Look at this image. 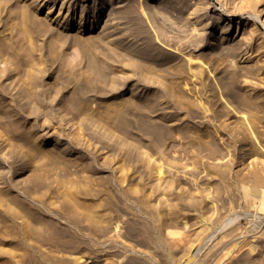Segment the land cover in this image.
<instances>
[{"label": "rangeland", "instance_id": "374dc122", "mask_svg": "<svg viewBox=\"0 0 264 264\" xmlns=\"http://www.w3.org/2000/svg\"><path fill=\"white\" fill-rule=\"evenodd\" d=\"M37 2L0 0V264H264L263 6ZM227 22L221 44L253 52L220 65L204 39ZM147 57L188 86L143 76Z\"/></svg>", "mask_w": 264, "mask_h": 264}, {"label": "bare ground", "instance_id": "6f19581e", "mask_svg": "<svg viewBox=\"0 0 264 264\" xmlns=\"http://www.w3.org/2000/svg\"><path fill=\"white\" fill-rule=\"evenodd\" d=\"M36 2L38 1V0H35ZM42 0H39L37 3H36V5H39L40 4V2H41ZM139 1H142L141 3H142V5L143 4H146V5H149V9H154L155 7L156 8H158V9H160L161 11L159 12V10L157 11V13L156 14H158V12L159 13H161L162 12V7L161 6H159V4H160V2H161V0H146V1H144V0H139ZM144 1V2H143ZM216 1H218V0H216ZM222 2L224 1V0H221ZM227 1V0H226ZM55 2V0H51V2H49V3H47V4H49V6H48V11L52 8V6L50 5V4H52V3H54ZM106 2H107V4L106 5H111L112 4V0H106ZM116 2V1H115ZM124 2V1H123ZM155 2H159L158 4L156 3L155 5H151V3H155ZM232 2V1H231ZM104 3L105 2H102V6H100V8H98V9H96V10H94L93 11V14H92V20L98 15V14H103V12H104V9H105V6H104ZM234 3V2H233ZM198 4V3H197ZM205 4H207V3H205ZM262 5L263 6V8H264V0H243V2H241V3H239V5L237 6L238 7V9H244V8H249V9H255L256 8V6H258V5ZM74 6V5H73ZM165 6V5H164ZM190 6V5H189ZM21 7V6H20ZM61 7V6H60ZM68 7H70V5L68 6ZM185 7L187 8V5H185ZM184 7V8H185ZM127 8V7H126ZM25 9H27V8H25ZM61 9V8H60ZM60 9H59V11H60ZM195 9H197V11H201V10H203V8H202V6H201V4L199 3V5L197 6L196 5V8ZM194 9V10H195ZM22 10V9H21ZM24 10V9H23ZM133 10V9H132ZM84 9H82V12H80V19L84 16ZM111 11V10H110ZM127 11V10H126ZM128 11H129V9H128ZM149 11H151V10H149ZM254 11V10H253ZM23 12H25V11H23ZM118 12V11H117ZM131 12V11H130ZM121 13V12H120ZM105 14H106V12H105ZM116 14V13H115ZM114 14V15H115ZM24 15V14H23ZM110 15H112V14H110ZM109 15V16H110ZM162 15V14H161ZM164 15V14H163ZM228 16V15H227ZM122 18V17H121ZM141 18V17H140ZM138 19V21H139V41H140V39L141 38H146L147 39V37H149L150 36V34H149V28L147 29L146 27H145V25L143 24V22H142V20L141 19ZM143 19V18H142ZM218 19V18H217ZM214 20V24H217V21L218 20ZM228 19V18H227ZM236 20H238L237 22H236V28H235V30L236 31H238L237 32V35L235 36V38H234V40L237 38V36L238 35H242V40L241 41H243V43H248L250 46H251V44L253 43V42H255V39L257 38V26L255 25V23H252V24H250L249 22H247L245 19H243V18H237ZM137 21V22H138ZM229 21H231V19L229 18ZM121 23V22H120ZM229 23L230 22H227L224 26H222V27H220L219 28V30H220V35L218 36V38L216 37V35H213L212 34V36L211 37H206L205 39L203 38V37H196V36H194L193 37V39H190V41L187 43V44H183L184 45V47L183 48H181L183 51H185L186 52V49H187V47H191V41H193V42H195L196 43V41H198V40H206V41H208L207 42V44L210 46V45H214L213 47H211V48H213V51L215 50V49H221V50H225V52H222V53H220L219 55H217V57L216 58H218L217 60H219V64L220 65H223L224 63H226L227 61H225L226 60V58L225 57H232V58H236L237 56H239L242 52H243V50H241L242 49V44L241 43H239V42H236V43H234V42H227V40H225V42L223 43V44H221V42L224 40V39H227L226 37L230 34V30H231V25H229ZM83 24V23H82ZM82 24H79V25H82ZM86 26V24L84 23V25L83 26H81V27H85ZM88 27H87V29H92V27L94 26V21H93V23H92V21L90 22L89 21V23H88V25H87ZM81 27H80V30L79 31H82L83 29H81ZM105 29H107V28H105ZM138 30V29H137ZM156 30V29H155ZM103 32V31H102ZM156 32V31H155ZM158 33V36H157V38L158 37H160L161 38V40L160 41H162L164 44H166V47H167V45L169 46V47H171V46H173V45H175L176 43H175V40H173L171 37H168L167 35V37L165 36H163V34H160V36H159V31H157ZM152 33V32H151ZM165 34H167V33H165ZM235 34V33H234ZM208 35H210L209 33H208ZM264 35V34H263ZM152 36V35H151ZM156 36V35H155ZM181 36V35H180ZM94 36H91L90 37V39H92V40H94V38H93ZM97 38V37H96ZM151 37H149V39H150ZM84 39H86V38H84ZM98 39V38H97ZM97 39L96 40H94V43H96V42H98L97 41ZM100 39V38H99ZM102 39V38H101ZM232 39V37L230 38V40ZM143 40H145V39H143ZM182 40V36L178 39V41H176V42H180ZM142 41V40H141ZM262 41H264V36L262 37ZM153 42V41H152ZM151 42V43H152ZM100 43V42H99ZM148 43H150V42H148ZM182 43H185L184 41L182 42ZM219 44H221V45H219ZM192 45H195L194 43L192 44ZM169 47H167V48H169ZM175 49H177L178 47H174ZM149 49V48H148ZM150 49H152V48H150ZM245 49V48H244ZM212 50V49H211ZM246 50V49H245ZM251 51V53L253 52L250 48L249 49H247L246 51H244L243 53H242V55H245V54H247L248 56H250L251 55V53H249ZM184 52V53H185ZM153 53V52H152ZM202 55H204V54H202ZM150 56V58H151V54L149 55ZM204 56H206V55H204ZM243 57V56H242ZM247 58V57H246ZM203 60H205V57H203ZM141 61L142 62H144V65H142V64H139V69H140V71H142V73L144 74L143 76H147V75H149V77L151 78L152 77V79H154V80H156V79H160V80H167V82L169 83V85H170V87H171V89L172 90H178V88H179V86L181 85V84H183V86H184V88L185 87H187L188 86V79H189V77H188V74H189V71H187L186 69H181V68H179L180 67V65H178V62H174V59L172 60V62L170 63L169 61H159V62H157L156 61V63H155V61H153V60H149V58L147 57V58H145V60H142L141 59ZM226 65V64H225ZM224 65V66H225ZM223 66V67H224ZM244 68V72H243V74H244V76H251V70H250V67L249 66H245V67H243ZM256 71H257V69H255ZM141 73V74H142ZM148 77V76H147ZM147 77H145V78H147ZM242 77H243V75H242ZM263 186H264V184H263ZM262 186V187H263ZM261 187V188H262ZM251 190V189H250ZM252 190H256V189H252ZM259 189H257L256 191H258ZM252 192V191H251ZM254 193H256L257 194V192H254ZM259 193V192H258ZM254 195V194H253ZM255 199H256V197H255ZM256 200H258V197H257V199ZM258 202V201H257ZM259 203V205H260V208L262 209V211H263V209H264V188H262V190H261V193H260V201L258 202ZM260 209V210H261ZM255 230V229H254ZM256 232V231H255ZM260 232V231H259ZM171 234H177L176 232H170ZM264 234V233H263Z\"/></svg>", "mask_w": 264, "mask_h": 264}]
</instances>
